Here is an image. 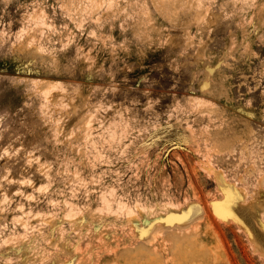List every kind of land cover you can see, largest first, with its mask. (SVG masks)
<instances>
[{
  "label": "rangeland",
  "instance_id": "rangeland-1",
  "mask_svg": "<svg viewBox=\"0 0 264 264\" xmlns=\"http://www.w3.org/2000/svg\"><path fill=\"white\" fill-rule=\"evenodd\" d=\"M0 264H264V0H0Z\"/></svg>",
  "mask_w": 264,
  "mask_h": 264
},
{
  "label": "snow or ice",
  "instance_id": "snow-or-ice-1",
  "mask_svg": "<svg viewBox=\"0 0 264 264\" xmlns=\"http://www.w3.org/2000/svg\"><path fill=\"white\" fill-rule=\"evenodd\" d=\"M40 191H44V189H40ZM216 207L219 209L221 206H216ZM218 214H221V213L218 211ZM226 214L230 215L231 213H230V211L226 210Z\"/></svg>",
  "mask_w": 264,
  "mask_h": 264
},
{
  "label": "clouds",
  "instance_id": "clouds-1",
  "mask_svg": "<svg viewBox=\"0 0 264 264\" xmlns=\"http://www.w3.org/2000/svg\"><path fill=\"white\" fill-rule=\"evenodd\" d=\"M90 35H92V34L90 33ZM25 183H27V181H25ZM28 199H32V197H28Z\"/></svg>",
  "mask_w": 264,
  "mask_h": 264
}]
</instances>
